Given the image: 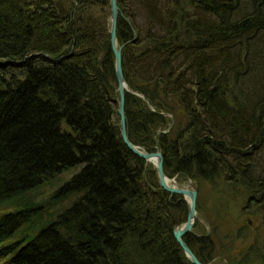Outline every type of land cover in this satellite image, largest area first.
Segmentation results:
<instances>
[{
  "label": "trees",
  "instance_id": "trees-1",
  "mask_svg": "<svg viewBox=\"0 0 264 264\" xmlns=\"http://www.w3.org/2000/svg\"><path fill=\"white\" fill-rule=\"evenodd\" d=\"M118 4L131 141L168 130L167 175L224 176L264 216V0ZM110 29V0H0V264H192L187 203L121 137ZM204 232L184 239L209 263Z\"/></svg>",
  "mask_w": 264,
  "mask_h": 264
},
{
  "label": "rangeland",
  "instance_id": "rangeland-1",
  "mask_svg": "<svg viewBox=\"0 0 264 264\" xmlns=\"http://www.w3.org/2000/svg\"><path fill=\"white\" fill-rule=\"evenodd\" d=\"M221 177L213 181L197 180L199 193L196 224L198 223L202 236L208 230L218 239L216 256L207 264H227V258L239 257L240 253L246 252L252 245H261L264 239V216L257 214L254 207L244 209L247 199L245 190L239 188L236 191ZM181 179L180 181H185L184 178ZM54 187L45 188L43 197L49 196ZM248 218H251V223Z\"/></svg>",
  "mask_w": 264,
  "mask_h": 264
},
{
  "label": "water",
  "instance_id": "water-1",
  "mask_svg": "<svg viewBox=\"0 0 264 264\" xmlns=\"http://www.w3.org/2000/svg\"><path fill=\"white\" fill-rule=\"evenodd\" d=\"M110 11H111V29H110V42L111 47L115 55V75L117 80L116 90L119 94L118 97V113L120 116V131L121 137L128 148L137 156L147 160L154 164L157 174L158 181L164 190L172 193L182 195L187 203V217L186 221L182 225H175L173 228V235L181 246L186 258L192 264H205L203 263L187 244L184 236L194 232V225L197 219V199L199 193V184L196 179L188 177L185 181L179 182L175 178H171L167 175L164 168V154L160 142L157 139V134H162L164 131L159 130L154 133L153 139L155 141V150L148 151L141 146L131 141L127 130V119L125 112L126 93L131 92L128 88V84L125 78L123 69V50L125 44H120L117 38L118 21L120 15V8L118 0H110ZM165 133V132H164ZM251 222V218H248ZM197 234V233H196ZM202 236L201 234H197Z\"/></svg>",
  "mask_w": 264,
  "mask_h": 264
},
{
  "label": "bare ground",
  "instance_id": "bare-ground-1",
  "mask_svg": "<svg viewBox=\"0 0 264 264\" xmlns=\"http://www.w3.org/2000/svg\"><path fill=\"white\" fill-rule=\"evenodd\" d=\"M156 169V168H155ZM157 172V171H156ZM157 176H158V174H157ZM166 191V190H165ZM168 192V191H167ZM172 194V193H171Z\"/></svg>",
  "mask_w": 264,
  "mask_h": 264
},
{
  "label": "flooded vegetation",
  "instance_id": "flooded-vegetation-1",
  "mask_svg": "<svg viewBox=\"0 0 264 264\" xmlns=\"http://www.w3.org/2000/svg\"><path fill=\"white\" fill-rule=\"evenodd\" d=\"M248 221H249V220H248ZM249 222H250V221H249ZM251 222H252V221H251ZM251 222H250V223H251Z\"/></svg>",
  "mask_w": 264,
  "mask_h": 264
}]
</instances>
